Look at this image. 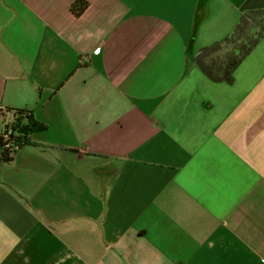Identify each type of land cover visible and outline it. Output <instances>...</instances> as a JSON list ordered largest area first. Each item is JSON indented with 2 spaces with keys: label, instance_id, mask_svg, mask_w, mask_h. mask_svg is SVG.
<instances>
[{
  "label": "crops",
  "instance_id": "0c3cea01",
  "mask_svg": "<svg viewBox=\"0 0 264 264\" xmlns=\"http://www.w3.org/2000/svg\"><path fill=\"white\" fill-rule=\"evenodd\" d=\"M258 9L0 0V132L44 126L0 154V264H264V38L231 84L197 61Z\"/></svg>",
  "mask_w": 264,
  "mask_h": 264
},
{
  "label": "trees",
  "instance_id": "16d2710c",
  "mask_svg": "<svg viewBox=\"0 0 264 264\" xmlns=\"http://www.w3.org/2000/svg\"><path fill=\"white\" fill-rule=\"evenodd\" d=\"M84 7L85 5L79 3L74 4V13L80 15ZM262 38H264V9L248 11L242 16L232 34L202 50L197 59L198 64L211 80L231 84L234 81L236 68ZM6 113L10 114L11 122L4 129L11 128L15 131L14 139L18 148L9 150L6 142L0 137L1 161L5 163L11 161L17 151L29 143L32 133L44 128L36 120L34 112L29 109H8Z\"/></svg>",
  "mask_w": 264,
  "mask_h": 264
},
{
  "label": "built area",
  "instance_id": "2783aa9c",
  "mask_svg": "<svg viewBox=\"0 0 264 264\" xmlns=\"http://www.w3.org/2000/svg\"><path fill=\"white\" fill-rule=\"evenodd\" d=\"M0 137L3 139L4 142H6V147L9 150H16L18 148V146H16L15 144L16 139H14V137H16V133L13 129H4L2 132H0Z\"/></svg>",
  "mask_w": 264,
  "mask_h": 264
}]
</instances>
